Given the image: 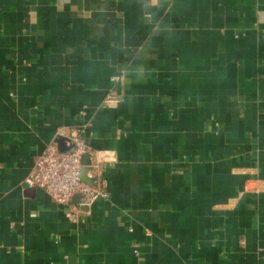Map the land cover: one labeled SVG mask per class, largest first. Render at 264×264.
<instances>
[{
    "label": "crops",
    "instance_id": "1",
    "mask_svg": "<svg viewBox=\"0 0 264 264\" xmlns=\"http://www.w3.org/2000/svg\"><path fill=\"white\" fill-rule=\"evenodd\" d=\"M88 122L73 219L25 179ZM0 264H264V0H0Z\"/></svg>",
    "mask_w": 264,
    "mask_h": 264
},
{
    "label": "built area",
    "instance_id": "2",
    "mask_svg": "<svg viewBox=\"0 0 264 264\" xmlns=\"http://www.w3.org/2000/svg\"><path fill=\"white\" fill-rule=\"evenodd\" d=\"M122 83L123 76L116 77ZM119 98L108 95L105 99L107 104H117ZM85 123L77 127H65L59 134L65 137V145L73 146L72 149L61 151L57 140L50 142L44 152L40 154L29 176L25 179V185L29 188H40L46 192L55 202L68 204L69 214L73 219H78L82 207H89L99 198H108L107 181L101 177L99 162L101 159L87 142V126ZM90 153L89 176L93 183L82 178L83 156ZM110 151H105L109 155ZM80 194L79 201L73 203L74 196Z\"/></svg>",
    "mask_w": 264,
    "mask_h": 264
},
{
    "label": "water",
    "instance_id": "3",
    "mask_svg": "<svg viewBox=\"0 0 264 264\" xmlns=\"http://www.w3.org/2000/svg\"><path fill=\"white\" fill-rule=\"evenodd\" d=\"M58 143H59V148H60L61 151H67V150H70V149L73 148V146L67 147L65 145V137L64 136H60L59 137ZM90 163H91L90 153L84 154V156H83V164H84V167L82 168V178L85 181H87V182H89V183L92 184L93 183V178L90 177L89 176V173H88L89 172V169H90V167H89ZM79 198H80V194H76L74 196V199L73 200L75 202H78L79 201Z\"/></svg>",
    "mask_w": 264,
    "mask_h": 264
}]
</instances>
